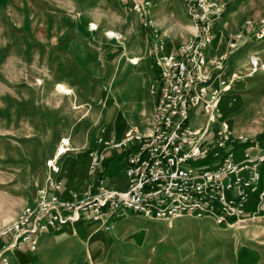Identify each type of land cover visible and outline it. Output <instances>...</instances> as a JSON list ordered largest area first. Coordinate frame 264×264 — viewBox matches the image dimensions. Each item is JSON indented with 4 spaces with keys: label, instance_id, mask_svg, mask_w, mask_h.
Segmentation results:
<instances>
[{
    "label": "rangeland",
    "instance_id": "rangeland-1",
    "mask_svg": "<svg viewBox=\"0 0 264 264\" xmlns=\"http://www.w3.org/2000/svg\"><path fill=\"white\" fill-rule=\"evenodd\" d=\"M208 1L220 10L202 85L217 100L189 111L207 147L189 161L197 169L219 165L229 149L243 161L249 143L264 151V0ZM196 28L188 0H0V248L38 189L71 199L63 192L86 187L93 153L104 155L106 184L125 188V153L108 141L149 132L154 46L175 53ZM256 170L242 221L217 223L215 199L204 215L171 220L119 209L40 231L35 248L10 247L0 264H264V162Z\"/></svg>",
    "mask_w": 264,
    "mask_h": 264
},
{
    "label": "built area",
    "instance_id": "built-area-1",
    "mask_svg": "<svg viewBox=\"0 0 264 264\" xmlns=\"http://www.w3.org/2000/svg\"><path fill=\"white\" fill-rule=\"evenodd\" d=\"M188 5L197 23L192 42L175 53L163 51L161 45L153 49L156 74L152 88L156 98L150 131L129 129L122 137L108 141L107 147L125 153V188L106 184L104 155L93 153L87 171L90 182L81 192H72L71 199L48 194L46 187L38 189L35 203L25 205L19 219L4 231L13 235L11 242L0 248V263L6 262L4 251L19 243L27 242L35 248L40 231L56 230L60 225L119 209L171 220L204 215L215 199L213 215L217 223H225L232 216L243 220L246 188L259 176L256 166L264 162V151H256L249 143L241 152L243 161L235 160L234 150L229 149L215 167L197 169L189 163L207 152V147L194 139L189 111L199 103L210 109L217 100L202 83L209 76L205 49L212 38L211 20L220 7L208 0H188ZM133 141L135 145L130 147ZM248 168L251 173L246 175ZM51 169L57 171L58 166L51 164ZM233 184L241 188L231 197L227 193ZM49 185L59 188L56 183Z\"/></svg>",
    "mask_w": 264,
    "mask_h": 264
},
{
    "label": "bare ground",
    "instance_id": "bare-ground-1",
    "mask_svg": "<svg viewBox=\"0 0 264 264\" xmlns=\"http://www.w3.org/2000/svg\"><path fill=\"white\" fill-rule=\"evenodd\" d=\"M133 60V63H135V61L134 60H136L135 58L134 59H132ZM252 61H254V62H256V67H257V65H258V62H257V59L255 58V57H252ZM261 66H263L264 67V63L263 64H261ZM255 67V68H256ZM58 85V84H57ZM64 85H60L59 87L63 90V91H65V88L63 87ZM68 88V87H67ZM58 90H60L59 88H58ZM67 90V89H66ZM69 90V89H68ZM147 131H150V130H147ZM65 140V142L67 141V139H64ZM58 148V147H57ZM59 152L60 151H64L65 149L63 148V146L62 145H60L59 146ZM50 161H51V159H50ZM52 162V161H51Z\"/></svg>",
    "mask_w": 264,
    "mask_h": 264
},
{
    "label": "crops",
    "instance_id": "crops-1",
    "mask_svg": "<svg viewBox=\"0 0 264 264\" xmlns=\"http://www.w3.org/2000/svg\"><path fill=\"white\" fill-rule=\"evenodd\" d=\"M169 52H173V50H172V51H169ZM86 182H87V183H86V186H87V185L89 184V182H90L89 176L86 177ZM84 188H85V187H84ZM84 188H83V189H84ZM83 189H81L80 191H82ZM72 192H75V191H73V190H72V191H71V190H66V191L63 192L62 195H63L64 197H67V196H70V194H71Z\"/></svg>",
    "mask_w": 264,
    "mask_h": 264
}]
</instances>
